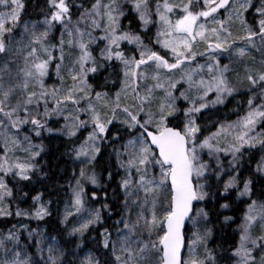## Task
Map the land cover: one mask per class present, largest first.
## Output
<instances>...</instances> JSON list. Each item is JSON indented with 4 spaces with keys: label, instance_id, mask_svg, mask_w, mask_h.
I'll list each match as a JSON object with an SVG mask.
<instances>
[{
    "label": "snow or ice",
    "instance_id": "obj_1",
    "mask_svg": "<svg viewBox=\"0 0 264 264\" xmlns=\"http://www.w3.org/2000/svg\"><path fill=\"white\" fill-rule=\"evenodd\" d=\"M37 6L0 0V219L19 218L0 264H264V0ZM231 101L237 119L210 125ZM51 137L74 165L63 184ZM221 216L238 236L223 250Z\"/></svg>",
    "mask_w": 264,
    "mask_h": 264
},
{
    "label": "trees",
    "instance_id": "obj_2",
    "mask_svg": "<svg viewBox=\"0 0 264 264\" xmlns=\"http://www.w3.org/2000/svg\"><path fill=\"white\" fill-rule=\"evenodd\" d=\"M28 8L27 12L29 14L28 18H35L39 14V7L37 5L42 6L43 0H27ZM151 31V30H150ZM257 59H259V56L257 55ZM226 62V61H222ZM242 97H237V100H242ZM236 101H231L230 103H227L223 106H218L217 108L212 109L206 119L208 120L209 124L211 125L215 121H234L237 119V111L236 109ZM215 130V128H213ZM45 144L47 147V155L44 157L45 160L48 161L47 167L50 169V174L54 175L55 179L58 180L61 184L65 182V179L67 177L71 176L72 169L74 167L72 161L68 159L63 153L65 152V143L62 138H56L51 137L45 140ZM252 159L248 160L244 163V169H242L243 174L250 175L252 170L255 167V162L259 160V154L253 151L252 153ZM61 177H64L65 179H61ZM118 179V177H117ZM35 187L43 191L44 187L40 184H36ZM91 190V186H88ZM115 188V184L111 183L108 187V193L109 196H111L112 189ZM98 193H101L100 189L96 190ZM102 194V193H101ZM53 199H56L60 203L58 206L60 207L61 211H63V201L67 200V195L64 191H60L59 196L52 197ZM19 203V201H17ZM28 203H20L21 208H28ZM96 206H100L98 203L95 204ZM227 214L241 215V210L239 207V202H237L236 211L235 212H229ZM118 218V217H117ZM17 219L19 218H8V220L0 219V230H3L4 228L11 227L13 223H16ZM215 228L217 230L214 231L213 240L210 241V247L217 248L220 246V250L228 249L232 246H234L237 243L238 236H237V225H224L222 224V216L219 219H216L213 217ZM28 221V220H24ZM35 226H37L38 222L29 221ZM40 226L44 227L45 229L52 230L53 228H59V225L53 224H45L44 222H39ZM106 224L111 226L112 221L106 220ZM53 235H56V232H53ZM95 235V233H93Z\"/></svg>",
    "mask_w": 264,
    "mask_h": 264
},
{
    "label": "rangeland",
    "instance_id": "obj_3",
    "mask_svg": "<svg viewBox=\"0 0 264 264\" xmlns=\"http://www.w3.org/2000/svg\"><path fill=\"white\" fill-rule=\"evenodd\" d=\"M146 42H147V40H146ZM129 47H132V46H129ZM201 62H203V61H201ZM227 62V61H226ZM228 122V121H227ZM229 122H231V121H229ZM96 206V205H95ZM96 207H98V206H96ZM35 222V221H34ZM23 223H25V224H29V226L31 227V228H36V226L34 225V224H32L31 222H29V221H23ZM19 226V225H18ZM42 227V226H41ZM44 228V227H43Z\"/></svg>",
    "mask_w": 264,
    "mask_h": 264
}]
</instances>
